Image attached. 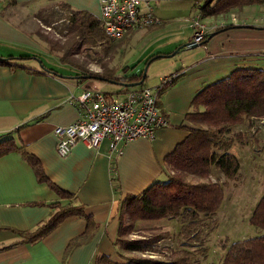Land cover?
<instances>
[{
    "label": "crops",
    "instance_id": "obj_1",
    "mask_svg": "<svg viewBox=\"0 0 264 264\" xmlns=\"http://www.w3.org/2000/svg\"><path fill=\"white\" fill-rule=\"evenodd\" d=\"M148 1L161 23L128 32L115 42L119 45L127 41L129 49L155 46L149 63L164 58L174 60L175 69L163 75L180 71L182 76L165 87L157 101L168 126L157 130L153 140L125 143L115 157L108 140L96 149L78 142L66 157H61L56 151L54 128L70 125L80 116L71 96L103 90V86L92 89L87 81L104 82L78 78L83 68L70 64L78 58L101 57L103 41L86 35L98 28L101 33L99 0H0V58L6 62L0 65V142L12 139L37 160L49 184L70 195L63 199L48 184L38 182L20 152L1 157L0 248L18 240V233L32 232L47 221L56 204H71L83 211L81 217L65 220L34 244L0 251V264H95L99 256L118 261L114 243L122 220L121 203L153 183L167 180L164 159L188 135L184 118L195 95L236 70L261 71L264 67V3L231 10L225 15L235 17L232 27L212 31L204 43L195 44L193 19L198 16L202 23L210 25L216 20L213 18L220 17L202 16L198 8L203 0ZM52 2L67 15L61 19L68 31L64 46L49 42L40 31L43 23L56 22L53 17L60 15L47 7ZM71 13L76 15L74 24H69ZM80 22L85 27L81 28L82 36L76 28ZM88 22L97 26L89 29ZM69 28L78 35L69 33ZM112 42L109 45L113 52ZM120 45L113 55L124 53ZM87 48L89 51L81 54L74 51ZM119 87L114 95L122 90ZM206 247L207 260L201 263L211 264L208 242ZM224 253L223 248L219 257Z\"/></svg>",
    "mask_w": 264,
    "mask_h": 264
},
{
    "label": "trees",
    "instance_id": "obj_2",
    "mask_svg": "<svg viewBox=\"0 0 264 264\" xmlns=\"http://www.w3.org/2000/svg\"><path fill=\"white\" fill-rule=\"evenodd\" d=\"M262 3L264 0H203L198 10L202 16L216 17L234 9ZM75 17L76 15L71 13L69 24L75 23ZM95 26L96 23L88 24L89 29ZM82 27L85 29L83 22L76 24V28L80 30L79 34ZM230 27L232 26L228 25L225 29ZM70 32L78 35L77 31L71 28ZM86 35L96 36L103 44L110 42L104 37L102 29L100 33L99 28ZM209 36L211 35L206 36L201 43ZM149 60L150 58L146 64ZM2 64L6 62L0 58V65ZM126 72L127 68L122 69L121 75H117L115 69L104 70L102 74L84 71L82 76L99 77L105 79L101 82L121 86L122 90L117 95H122L127 92L123 85L140 81L143 74L127 76ZM260 118H264V76L259 70H236L228 78L199 91L191 102V110L184 118V129L188 135L164 159L169 173L167 180L155 182L140 194L129 196L122 201V220L114 243L118 251V261L99 256L95 264H202L201 259L202 262L207 260V251L203 248L191 251L194 249L192 243L200 241L204 223L209 220L211 222L220 211L225 198V185L237 180L240 164L230 151L236 142H241L243 134L233 133L232 128L242 125L245 120ZM250 127L249 123L248 128ZM22 150L12 139L0 142V158L11 152H20L34 170L38 182L48 184L61 198H70V195L49 184L37 160ZM213 170L220 172L224 178L223 182L211 181ZM53 208L54 212L47 221L32 232L18 233V240L1 247L0 251L22 244H34L47 237L65 220L83 215L80 207H73L71 204H56ZM170 219H177L180 223V229L173 232L175 236L165 231L163 226L153 224ZM249 224L261 234L223 246L226 247L225 253L215 264H264V192L254 206ZM149 225L151 230L155 229L157 233L137 239L128 238L134 226ZM171 237L177 240L179 248L171 251L166 257L156 258L154 253L159 242ZM73 243L74 241L68 248L72 247Z\"/></svg>",
    "mask_w": 264,
    "mask_h": 264
},
{
    "label": "rangeland",
    "instance_id": "obj_3",
    "mask_svg": "<svg viewBox=\"0 0 264 264\" xmlns=\"http://www.w3.org/2000/svg\"><path fill=\"white\" fill-rule=\"evenodd\" d=\"M47 7H51L50 10L58 12L60 15L53 17L56 22L49 21V25L46 23L42 24L43 27L40 28L44 36L48 38L49 42L56 43L58 46H64L67 42L66 38V25L61 19L66 18L65 11H61L58 5L48 3ZM233 14V13H232ZM229 17V16H225ZM223 17L213 18L219 19ZM226 20V19H225ZM47 22V21H46ZM109 42V41H108ZM111 42V41H110ZM108 44L103 45V50L101 52V57L97 60L91 59L77 60L76 62H70L71 65L79 66L83 68V71L97 70L98 74H102L104 70L114 68L121 75V71L127 68V75L130 74H140L146 69V79L143 82V86L148 88H153L158 85V80L161 75L171 72L174 68L175 63L173 59H159L152 63H147L148 58L153 56L152 52L155 50V46L148 44L142 46L141 49L135 46L133 49H129L131 45L127 41L120 42L121 51L119 55H113L114 50L118 47L117 42H112L115 44V49L111 50V46ZM152 46V47H151ZM151 47V48H150ZM125 48V50H124ZM75 53L81 54L82 51H89V49H84L81 51L74 50ZM147 51V53H144ZM174 52V51H173ZM47 60V59H46ZM58 64L60 62L57 61ZM87 84L92 89L103 86V90L108 93L115 94V91L120 89L119 86L113 85L108 82L98 83L95 80H88ZM121 96V95H120ZM264 118L245 120L240 126L232 128L233 133L243 134L241 142H236L230 153L233 154L239 161L240 168L238 170L237 180L230 182L224 187L225 198L222 202L220 211L217 216L210 222L206 221L204 227L201 228V238L197 243H192L194 249L191 251H196L203 248L207 251L206 243L210 244V249L212 253L210 254L209 261L212 263H217L221 254L223 246H228L237 240H242L246 238H253L261 233L249 224V218L253 212L255 204L258 202L259 198L264 192ZM251 125L248 128V125ZM260 139V142H258ZM211 181L223 182L224 178L219 171L213 170L211 175ZM161 222H153L156 225H164L163 229L169 230L173 235V231H178L180 229V223L177 219H170ZM165 224H167L165 226ZM151 226L148 227H136L131 229L128 238L137 239L139 237L151 236L157 231L155 229L151 230ZM166 228V229H165ZM163 229L161 231H163ZM150 230V231H149ZM208 240V241H207ZM179 248L178 243H175L174 237L163 240L159 242L158 247H156L155 255L156 258H163L169 255L173 250ZM157 253V254H156ZM146 256H155L147 255ZM203 261L202 259L200 260Z\"/></svg>",
    "mask_w": 264,
    "mask_h": 264
},
{
    "label": "built area",
    "instance_id": "obj_4",
    "mask_svg": "<svg viewBox=\"0 0 264 264\" xmlns=\"http://www.w3.org/2000/svg\"><path fill=\"white\" fill-rule=\"evenodd\" d=\"M99 7L101 28L104 37L110 41L119 40L128 32L161 23L148 0H99ZM225 16L228 15H221L224 19L219 18L210 25L195 17L191 25L194 30L193 43L200 44L212 31L236 22L235 17ZM261 72L264 76V67ZM181 76L180 71L163 75L157 86L128 88L121 96L99 90H87L78 97L71 96L79 107L80 116L70 125L54 128L58 155L66 157L78 142L96 149L102 141L108 140L110 153L115 157L127 142L153 140L157 130L168 126V120L160 114L157 106L158 97L165 87Z\"/></svg>",
    "mask_w": 264,
    "mask_h": 264
},
{
    "label": "water",
    "instance_id": "obj_5",
    "mask_svg": "<svg viewBox=\"0 0 264 264\" xmlns=\"http://www.w3.org/2000/svg\"><path fill=\"white\" fill-rule=\"evenodd\" d=\"M214 34V33H213ZM212 35V34H211ZM188 46V45H185ZM191 46H195V45H191ZM45 73H49V74H53L52 72L48 71L47 69H42ZM57 77L61 78V79H65V77L57 75ZM79 78V77H78ZM81 79H96L99 81H103L105 79L99 78V77H94V76H82L80 77ZM146 78V69L144 70L143 74H142V79L136 83H128V84H124L123 87L125 88H134V87H138L141 86L144 82V79Z\"/></svg>",
    "mask_w": 264,
    "mask_h": 264
}]
</instances>
